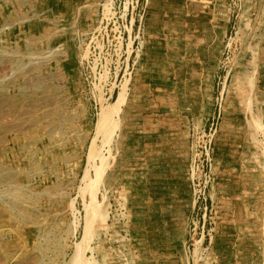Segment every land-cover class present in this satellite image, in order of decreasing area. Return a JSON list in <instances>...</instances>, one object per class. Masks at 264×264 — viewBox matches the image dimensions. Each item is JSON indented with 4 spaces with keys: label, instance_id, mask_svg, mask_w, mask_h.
<instances>
[{
    "label": "rangeland",
    "instance_id": "1",
    "mask_svg": "<svg viewBox=\"0 0 264 264\" xmlns=\"http://www.w3.org/2000/svg\"><path fill=\"white\" fill-rule=\"evenodd\" d=\"M185 2L0 0V264H264V136L219 145L264 113V0L199 11L208 73Z\"/></svg>",
    "mask_w": 264,
    "mask_h": 264
},
{
    "label": "crops",
    "instance_id": "2",
    "mask_svg": "<svg viewBox=\"0 0 264 264\" xmlns=\"http://www.w3.org/2000/svg\"><path fill=\"white\" fill-rule=\"evenodd\" d=\"M219 2L220 0H186L185 5H183L182 9L183 11H187L186 18H188V21H170V23L175 26H189L188 34L185 33V47H188L186 52V60L188 61L187 63L190 65L194 72L200 71V73H208L209 71L212 72L215 70V58L217 57V55L214 51H209L208 49H206L205 44L207 41L213 42V39L210 38V33L205 34L203 32V26L207 25L208 30H210L211 33L213 32L212 37H214L215 35L218 39L219 35L223 31V29L221 28L222 25H220L219 20L221 18L218 16V19H216L215 17H210L209 20L197 19H199V11L203 12L201 14L202 17H209L208 15L214 11L213 9L218 8V5L220 4ZM190 13L195 18H191V16H188ZM189 17L192 20H189ZM175 35L177 36H174L173 38L171 36V38L173 40H176V42H178L179 39H182V35L178 36L180 35L178 32H176ZM212 66L213 70L211 68ZM200 87H203V84H200ZM250 99V107L248 106L249 110H241L243 113L239 116L242 117L241 120L238 119V116H236L235 119L230 118L232 121L225 120L226 126L228 125L229 127H226L224 129L225 133H223L222 138L220 137L221 140L219 141L220 149H222V151L226 152L228 150H232V157L234 158L233 160L235 162V166H239L241 164L240 155L242 154V151H246L245 146L247 145V142L250 146L251 143H254L257 137L264 136V133L262 132L264 131V113H262V111L260 112L257 108L258 99L256 98L257 100L255 106L254 99L252 97ZM256 111L258 112V114L256 113ZM238 133L240 139H242L240 140L241 142H239ZM178 145L179 149L177 151L181 150L180 147L183 149L182 145ZM232 145L235 148H229ZM250 147L252 148V146ZM223 161L226 162L225 155Z\"/></svg>",
    "mask_w": 264,
    "mask_h": 264
},
{
    "label": "bare ground",
    "instance_id": "3",
    "mask_svg": "<svg viewBox=\"0 0 264 264\" xmlns=\"http://www.w3.org/2000/svg\"><path fill=\"white\" fill-rule=\"evenodd\" d=\"M3 49V48H2ZM21 60V59H20ZM30 60V59H29ZM39 60V59H38ZM21 63V62H20ZM21 65V64H20ZM53 130V129H52ZM1 176V175H0ZM41 251V250H40Z\"/></svg>",
    "mask_w": 264,
    "mask_h": 264
}]
</instances>
